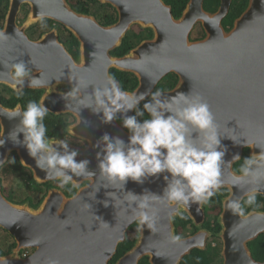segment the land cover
Instances as JSON below:
<instances>
[{
  "label": "water",
  "instance_id": "water-1",
  "mask_svg": "<svg viewBox=\"0 0 264 264\" xmlns=\"http://www.w3.org/2000/svg\"><path fill=\"white\" fill-rule=\"evenodd\" d=\"M11 1L0 29V83L46 90L41 107L72 114L70 134L86 146L41 139L21 108L0 105V169L15 153L38 184L66 179L77 188L71 197L52 189L31 208L9 201L0 182V228L16 244L0 254V264H111L136 224L134 246L115 264L144 258L181 264L204 249L208 234L178 238L175 219L186 214L200 226L205 203L224 189L223 264H264L249 248L264 240V212H241L246 198L264 197V0H249L229 31L223 22L231 0L216 12L205 10V0H189L180 18L163 0H99L118 13L109 27L65 0H37L30 21L47 17L64 25L82 43L80 63L54 34L31 41L16 23L21 3L30 0ZM135 26L152 31V38L111 56ZM198 26L205 37L192 40ZM14 69L31 75L18 80ZM111 69L134 75L138 87L123 90ZM169 74L178 84L156 94L151 125L139 133L124 129L117 116L131 120ZM58 85L76 93L57 91ZM245 148L255 160L237 174ZM26 250L32 253L21 256Z\"/></svg>",
  "mask_w": 264,
  "mask_h": 264
},
{
  "label": "flooded vegetation",
  "instance_id": "flooded-vegetation-1",
  "mask_svg": "<svg viewBox=\"0 0 264 264\" xmlns=\"http://www.w3.org/2000/svg\"><path fill=\"white\" fill-rule=\"evenodd\" d=\"M37 0H30V1H25L22 2L20 5L19 12L16 16V23L20 28L24 29V32L26 36L31 40V41H36L38 42L39 40L43 39L46 35H51L54 34L56 40L60 45L64 47V49L68 52V54L74 59L76 63H80L81 61V56H82V43L74 36V34L69 31L64 25L59 23L58 21L52 19V18H39L38 20H32L31 16L33 15V3L37 5L36 3ZM67 5L76 13L87 15L90 17H93L95 21L101 26V27H109L114 25L117 20H118V13L116 10L108 3H103L99 0H65ZM166 4L169 6L173 5H181L184 1L186 0H163ZM218 1V8L222 3V0H205L204 7L208 2H217ZM238 0H231V7L233 6L234 2ZM189 2V0H188ZM12 5L11 0H0V29H3L6 24V20L8 17V14L10 12ZM230 7V9H231ZM235 22V21H234ZM234 25V23H233ZM224 28L229 31L232 27L226 26L225 25V20L223 22ZM147 31L141 29L138 26L133 27V29L127 34L125 37L124 41H129V42H136L138 39H141V37L146 34ZM151 39L150 35H147L144 39L141 40L143 42L144 40ZM119 48H116L110 52L111 56H116V51ZM118 57V56H117ZM3 67V66H2ZM112 71H117L114 69L110 70V75L112 79L120 84V87L122 86V82L120 80H126V82H129L133 80V85L129 87V91L135 90L139 82L136 79V77L132 74L129 73H122L121 76L115 75L116 73L112 74ZM12 75L16 79H23L31 75V71L29 70H24V69H14L12 71ZM176 75L174 74H169L166 76L157 86L156 90L152 94L151 98H149L147 101H145L141 106L137 108L135 113L139 110H148L149 106L152 105L153 103L155 104V96L158 93L161 92H167L172 90L177 84H178V77H175ZM120 79V80H119ZM122 88V87H121ZM130 88H133L132 90ZM40 89H23V90H18L15 89L3 82L0 83V105H2L4 108L15 110L18 108H21L23 111L25 117L27 118L30 126L33 128V130L37 133V135L41 139H47V138H59L62 139L68 143H71L76 146H81L84 147L86 146V142L82 139L76 138L70 134V128L73 126L76 122V118L69 113H61V114H54L51 113L41 107V101L46 94V90H40ZM57 91L63 92V93H76V91L71 88L70 86L66 85H58L56 88ZM125 90V89H123ZM126 90V91H128ZM38 91V92H37ZM41 93V94H40ZM156 106V104H155ZM29 113L31 116H29ZM134 113V115H135ZM133 115V116H134ZM119 124L125 129L127 126V122L129 125V120H124L120 118V116H117ZM49 119V122L51 125L56 128L59 133L56 134L55 136H48L49 131H44L42 128L37 127L36 123H38L39 120L41 121H47ZM132 121V120H131ZM2 122L0 119V135L2 133ZM51 131V130H50ZM51 131L50 133H52ZM18 157L16 156L15 153L11 154L7 163L1 167L0 169V182L2 185L3 193L4 196L7 198L8 190L4 186V182L6 181L7 177H16L13 175L12 168L10 170L7 169L10 167L9 165L13 164V162L17 161ZM254 158L251 157V151L249 148H245L243 150V155L242 158L234 165V171L237 174H243L247 171L248 167L254 162ZM9 166V167H8ZM29 171V170H28ZM45 192L44 193H49L50 190L52 189H58L59 185L56 182H51L47 183L44 185ZM228 196V195H227ZM226 196V197H227ZM257 196V195H256ZM213 197V196H212ZM255 197V196H252ZM225 198V197H223ZM221 199V209L218 210L217 212L215 211L214 208V203L211 204V206H208L210 202V198L204 205V210H205V220L200 226H195L194 223L190 222L186 224V227L179 226L176 228V234L178 238L184 239L188 237L195 236L199 234L201 231L206 232L208 234L205 242V247L203 250L200 251H206L210 248H220V254L219 258L217 260V264H223L224 260L222 258L221 252H222V240L220 238V233L214 234V230L216 229V223H218V219L222 213V200ZM250 198V197H249ZM247 199V198H246ZM261 204L260 208L255 207L254 204L252 203H245V200L243 201L241 205V212L243 215H247L251 212L255 211H262L264 212V203L259 201ZM263 205V206H262ZM254 208H259L258 210H254ZM214 220H216V223H214ZM220 225V224H219ZM1 229V228H0ZM2 230V229H1ZM222 230V228H221ZM130 231V230H129ZM128 231V233H129ZM138 231V229H137ZM7 233V232H6ZM9 235V234H8ZM128 235V234H127ZM135 238H137V232L134 234ZM261 237V236H260ZM259 237V238H260ZM263 238V236H262ZM13 240V238H12ZM14 242V240L12 241ZM252 243V242H251ZM10 244V243H8ZM211 248V249H212ZM249 248L251 250L250 244ZM13 250V249H12ZM11 250V251H12ZM10 251V252H11ZM199 251V250H193L187 258L190 259L192 254L194 252ZM252 252V251H251ZM32 253V250H26L22 251L20 253L21 256H29ZM3 254V253H2ZM253 255V252H252ZM186 258V257H185ZM184 258V259H185ZM254 258V257H253ZM182 260L181 264H184ZM192 259V258H191ZM190 263V261H189Z\"/></svg>",
  "mask_w": 264,
  "mask_h": 264
},
{
  "label": "trees",
  "instance_id": "trees-1",
  "mask_svg": "<svg viewBox=\"0 0 264 264\" xmlns=\"http://www.w3.org/2000/svg\"><path fill=\"white\" fill-rule=\"evenodd\" d=\"M248 1L249 0H238L234 2L233 6L230 9V12L227 16V18L225 19V25L232 27L234 21L245 11V9L247 8L248 5ZM188 3V0L184 1L181 5H173L171 4V8H172V12L175 16V18H180V16L182 15L183 11L185 10V7ZM218 9V1L217 2H211V4H208L205 6V10L210 11V12H216ZM147 33L144 34L141 39H138L136 42H129V41H123L122 45L119 47V49L116 51V56L121 57L126 55L127 53H129L132 49H134L135 47H137L140 43L141 40L144 39L145 37H147V35H150L151 38L153 36L152 31L150 30H146ZM194 36V37H193ZM192 36V40H201L205 37V33L202 30L201 27H198L195 30L194 35ZM114 72L116 73L115 75L121 76L122 73L118 72V71H112V74H114ZM177 78V76H175ZM120 80V79H119ZM122 82V89L128 90L130 86H132L133 84V80L126 82V80H120ZM131 90L133 88H130ZM31 90V89H30ZM40 91V90H38ZM37 91V92H38ZM129 91V90H128ZM41 94V93H40ZM155 112H156V106L153 103L152 105L149 106L148 110H142L139 109L135 115L133 116V118L131 120H129V125L127 122V126H126V130L130 133H139L141 131H143L144 129H146L147 127H149L154 119L155 116ZM29 116L30 113H29ZM37 127L42 128L44 131H49V135L48 136H55L56 134L59 133V131L54 128L53 125L50 124L49 119H47V121H41L39 120L38 123H36ZM53 131L52 133H50L51 131ZM10 166V167H9ZM8 170H10L12 168L11 173H13V175L16 176L17 179L20 180V184L19 187L20 188H24L25 192L23 195H19L17 189L19 188L14 187V188H9V192L7 194V199L15 204H28L31 208H37L41 205V203L43 202V200L45 199V197L47 196V193L45 192L44 189V185L43 184H38L32 174L30 173V171H28L26 168H24L19 159L15 162H13V164L9 165ZM59 185L60 190L68 197L73 196L76 191L77 188L73 187L71 185V183L66 180L63 179L61 181H57L56 182ZM228 195V191L226 189L218 192L217 194H215L213 197L210 198V202L208 203V206H211L212 203H214V208L215 211L216 210H220L221 209V199L223 197H226ZM259 201L264 203V197L261 195H257L255 197H250L245 199V203H252L254 204V206L259 207L261 206V204L259 203ZM263 206V205H262ZM259 208H254V210H258ZM262 211V209H261ZM191 220L190 218L186 215V214H182L180 217H177L175 219V227L177 228L178 225L186 227V224L189 223L190 224ZM214 223H216V220H214ZM138 229V225H134L133 227H131L128 235H127V240L124 244H122L119 247L118 250V254L115 257V259L113 260V262L111 264H115L127 251H129L135 244L136 238L134 237L137 232ZM221 231V226L219 224L216 223V229L214 230V234H218ZM4 234L7 236V238L10 240V244L7 243V247L5 250H3L2 252H0V254H8L10 253V251L12 249H14L16 247L15 242H12V237L10 235H8V233H6L4 230L0 229V234ZM250 247H251V251L253 252V257L256 261L259 262H263L264 261V240L262 238V236L258 239H256L255 241H253L252 243H250ZM210 246V248L206 251H196L194 252V254H192V256L189 258H185L183 263L184 264H217V260L219 258V254H220V248H212ZM192 258V259H191ZM190 261V263H189ZM140 264H149L148 259L144 258Z\"/></svg>",
  "mask_w": 264,
  "mask_h": 264
},
{
  "label": "rangeland",
  "instance_id": "rangeland-1",
  "mask_svg": "<svg viewBox=\"0 0 264 264\" xmlns=\"http://www.w3.org/2000/svg\"><path fill=\"white\" fill-rule=\"evenodd\" d=\"M208 4H211L210 2H208L206 5H208ZM31 22V21H30ZM32 23V22H31ZM198 27H200V26H198ZM197 27V28H198ZM196 28V29H197ZM133 29V28H132ZM195 29V30H196ZM194 33H195V31L193 32V34H192V36L194 35ZM194 37V36H193ZM19 184H20V180L19 179H17L16 177H7V179H6V181L4 182V186L7 188V189H9V188H14V187H19ZM17 191H18V194L19 195H23L24 194V192H25V190H24V188H18L17 189ZM23 193V194H22ZM218 210H216V212H217ZM7 243H10V240L7 238V236L6 235H4V234H0V252H2L3 250H5L6 249V247H7ZM4 252V251H3Z\"/></svg>",
  "mask_w": 264,
  "mask_h": 264
},
{
  "label": "clouds",
  "instance_id": "clouds-1",
  "mask_svg": "<svg viewBox=\"0 0 264 264\" xmlns=\"http://www.w3.org/2000/svg\"><path fill=\"white\" fill-rule=\"evenodd\" d=\"M51 183V182H50ZM45 185V184H44Z\"/></svg>",
  "mask_w": 264,
  "mask_h": 264
}]
</instances>
